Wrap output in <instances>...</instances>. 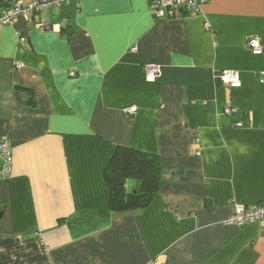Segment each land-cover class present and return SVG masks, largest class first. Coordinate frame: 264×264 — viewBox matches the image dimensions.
Masks as SVG:
<instances>
[{
    "label": "crops",
    "instance_id": "obj_1",
    "mask_svg": "<svg viewBox=\"0 0 264 264\" xmlns=\"http://www.w3.org/2000/svg\"><path fill=\"white\" fill-rule=\"evenodd\" d=\"M151 2L69 0L0 27L13 158L0 264H264V229L228 223L264 202V0L162 19ZM225 69L241 86L223 84ZM121 145L158 155L163 179L147 207L113 212L104 172Z\"/></svg>",
    "mask_w": 264,
    "mask_h": 264
},
{
    "label": "built area",
    "instance_id": "obj_2",
    "mask_svg": "<svg viewBox=\"0 0 264 264\" xmlns=\"http://www.w3.org/2000/svg\"><path fill=\"white\" fill-rule=\"evenodd\" d=\"M69 0H16L9 8H5L0 13V27L12 23L18 17H29L33 13L41 12L46 6H61L63 3H68ZM151 10L158 19L172 18L177 13L197 15L202 13L201 0H152ZM20 41L26 42V37L21 36ZM249 46L253 53L257 54L262 51L259 39H249ZM146 80L153 82L162 72L160 66H151L146 69ZM223 84L228 87L235 88L242 84L240 72L238 70H223L221 74ZM128 114H135L138 111V106L131 105L124 108ZM229 115L236 112L233 108L226 110ZM238 126H244L243 122H237ZM0 158L2 165L0 166V177L7 178L12 173L13 158L12 146H10L9 138L6 135L0 138ZM228 223L235 224L239 227L246 224L257 223L264 229V202H260L255 206L249 207L245 205H237L235 212L229 217Z\"/></svg>",
    "mask_w": 264,
    "mask_h": 264
},
{
    "label": "trees",
    "instance_id": "obj_3",
    "mask_svg": "<svg viewBox=\"0 0 264 264\" xmlns=\"http://www.w3.org/2000/svg\"><path fill=\"white\" fill-rule=\"evenodd\" d=\"M236 110L232 116H236ZM162 164L158 155L143 153L126 145L117 146L114 155L105 169L104 176L110 189V210L124 212L137 207H147L154 199L163 179ZM129 181L134 183L133 189H129ZM81 216L71 223L84 222Z\"/></svg>",
    "mask_w": 264,
    "mask_h": 264
}]
</instances>
